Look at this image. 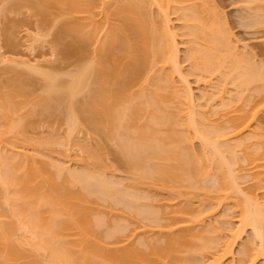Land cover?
I'll return each instance as SVG.
<instances>
[{
    "label": "bare ground",
    "instance_id": "bare-ground-1",
    "mask_svg": "<svg viewBox=\"0 0 264 264\" xmlns=\"http://www.w3.org/2000/svg\"><path fill=\"white\" fill-rule=\"evenodd\" d=\"M31 1L32 0H6L5 5L7 8L4 7L5 5L3 7L6 8L5 10L7 12V10L10 11L9 9H11L12 11V9L14 10V8L21 7L25 3L28 6H31L29 4L30 2L32 5L36 4L35 6H37L38 8L35 7V9H39V12H41V14H45V13L49 14L50 9H52V7H54V9L55 7H58L61 10L62 16L63 14H66V15L69 14L73 16L71 20H68L70 18L64 19V20L62 19L64 21V25L62 23L63 26L60 29L63 35L65 34L66 37L70 35L69 37H71V39L73 38L71 40L72 42L66 41L67 43L65 44L64 41L62 40H65L66 38L64 36L65 39H63L62 35L59 34L60 32L58 33L60 36L57 35L56 40L58 41V44L63 43L61 48L63 47L64 44L66 45L65 49L62 48L64 50V51L62 50L63 54L65 53V56H66L65 60H67L68 57L69 59L77 58L76 61L79 62L76 70L75 71L73 70V72H71L70 74L71 78H69L70 80L68 83H66V85L60 83L59 82L60 80L57 79V76L52 74L55 72L54 70H53L54 72H50V73L47 72L48 74L46 75H45L46 72L44 73V76L48 81H46L47 83L46 85H44L46 87V89L44 88V90H46V94L42 98L39 99V101H41L39 102L40 104L43 101V105H42L43 110H41L42 113H44L46 110H49V108L50 109L52 108L50 100L53 95H54L53 98H55L56 95L55 94L52 95L50 94V92H56L55 90H59L60 93H62L63 97H61L60 94H58L59 96L57 95V97L54 99V100H57V98L59 97L58 101L60 103L62 102L64 103L68 97L71 98L70 100H72L74 96V99L72 101L67 102V106H68V103H70L69 104L70 106L68 107L65 106L66 108H69L67 109L69 111L67 113H68V123H69L70 129L74 131L77 129V127H80L81 125L80 123L83 122L80 119L84 117V119L86 120V124L89 123V127H92L93 131L94 129H95V132L101 131L100 133L104 134V135L101 134L103 135L101 136L103 138L104 136H106V138H104L105 140L108 138L109 140H113L114 141V142L112 141L113 143H115V140L117 139L121 140L119 141L120 146L118 147H121L122 154L124 155V156L122 155L123 160H125V165L129 168L128 171L131 172V170H133L134 173L135 172L137 173V174H134L133 172H131L134 175H138L139 178H137L136 176V181L138 180L139 182L141 181L142 183L145 182V184L150 182L148 184H150L153 187L152 189L175 190L173 191V193L174 192L176 193V191L177 193L179 192L178 196L180 195V199H182L181 196L183 193L181 192V189L184 188L183 191H185L186 187L189 189L194 188V184H197L196 181L199 182L201 180L200 179L201 176L202 175L205 176V174L207 173L206 171L207 164L204 160L205 158L204 153L207 150L203 151L205 147L206 149L208 148L209 150V153H207L208 151L206 153L211 155L213 158L212 159L213 163L211 162V164L212 165L217 164L216 167L218 171L221 172L220 174L221 182L217 181V182H220V187H217V188H220V189H217L219 191V194L213 195L214 198L215 196L217 197L214 200H218V199L221 200V198L222 199L224 198L223 200L225 201V197L227 198L229 197L233 199V196H236L238 192L240 191L242 192L245 189L244 187H242L244 189L241 190L239 186L240 184L238 185L239 183L238 174H240L241 172L238 173L237 169L235 170V168L238 167L236 165V162L238 163V160L242 158L237 159L236 154H237V150H239L237 148L240 147L241 144H242V147H245L243 146L245 145V143L244 144L242 143L244 138L242 139L240 134H242V137H243V132H245V130L248 129L251 126V124H253L254 121L256 122L257 120L261 119V118L259 119V114L261 113L260 109L262 107V102L264 103V94L261 96L260 93L264 89V68H263L264 66L261 64H258L260 61L257 62V60L255 59H254L255 62L252 59L253 63H250L251 60L246 61V60L240 59L241 57L243 58L244 55L247 56V54H244L245 52L241 53L242 52L241 51L240 53L242 55L239 56L240 54L236 52L237 48L233 52L232 48H235L234 47L235 45L231 46L232 42H230L231 40H229V38L232 36V35L230 36L231 32L227 30V27L223 22L224 19H222L221 17L222 14L215 13L219 9H217V7H216L217 10L211 9L213 5L210 2V0H209V3L206 2V0H38V2L36 3L34 2V0L32 2ZM253 1L249 0V2H253ZM256 1L257 2L259 1L258 2L259 6H261L259 8V13L257 11L259 7L258 5H257L258 6L257 9L254 7L256 9L255 10L256 12L255 13L251 12L252 15L253 14L255 15V16L253 15L254 17L246 13L248 15L247 19L248 20L251 19L250 20L251 24H247L249 22H246L245 25L246 24L249 26L253 25L254 26L253 28H256L257 26H260V25L261 26L264 25V0H256ZM245 4L246 3H244V5ZM154 8L155 10L158 8L157 12H154ZM247 8L249 10L251 9L249 7ZM173 10L179 15L177 16L180 17V19H182L181 22L183 24L181 23V25L182 26L184 25L183 27L185 28L184 29L185 32L184 30L183 32L185 33V37L187 38L190 37L189 40L188 39L186 40L188 43L190 42L189 43L190 45L189 44L187 45L189 47V50L187 52L188 54L186 53L187 54L186 58H189L191 62V64L190 63L189 64L193 65L192 67L193 69L191 71L195 70L194 73L197 71L200 72L199 74L197 72V75L200 78L198 80L209 78L207 77L208 75L203 76L205 73L206 74L212 73L213 75L214 73L215 74L219 73V78L221 76L222 82L220 80L219 81L222 83L220 84L222 85L223 88H224L223 84H225V81H228V82L230 81L231 83L232 82L234 83L235 87L234 86L233 87L235 88V91H234L235 94L233 93L234 95H229L232 97H229L230 99L228 98V101H224L222 104L223 107L226 108L230 106L232 107L233 103H236V104L238 103L237 106L234 105L236 107L233 106L234 107L233 109H231V107H230V110H227L229 108H226V109L224 108V111L226 113L221 114V115H224V117L227 116L226 117L227 124H228L227 126H223L225 124V122L224 124L222 123L223 121H221L222 123L221 125L218 122L219 124L218 127L214 125H210L209 123L208 124L210 125V127H207L208 124L199 125L198 123L199 121L197 120V118L194 116L193 113H199L203 111L202 114L199 113V115H203L206 109L205 111L203 109H201V111H199L198 109L193 110L194 108L192 107H194V105H196L197 102L193 105L194 99L190 98V96H192V92L190 91L191 94H188L189 91L187 92V90L189 88L188 87H187L188 89L185 88L188 82L184 84L185 86L182 85L184 86V88H181L183 89L182 92H180L181 90L180 88L177 87V85H173V77H174L173 74L177 76L176 71L179 73V71L181 70L180 69L181 67L178 70L179 62L177 61L179 60L177 59L179 57L177 53L180 52V49L178 50L179 46H177V44L179 45V43L176 41V38H175V36L178 34H176L177 31H172L173 27H171L170 29V26H169V23H170L169 15ZM214 10L216 11L214 12ZM36 11L38 12V10ZM98 14L100 17L102 15V20L100 19L99 16H97ZM217 14L219 15V17ZM96 16L99 18H97ZM114 17L118 18L120 20L119 21L120 23H118L116 18L115 19L117 22L114 23L115 22L114 21L115 19H113ZM112 19L114 22L112 21ZM244 22H245V19H244ZM226 30L227 32H230V34H228ZM228 35L230 36L229 38H228ZM90 45H92L93 47V49L92 47L90 48L92 49L91 59L87 56L88 54L87 50H89ZM32 63L34 64V62ZM59 71L60 70H57V73ZM182 73H179L181 75L180 77L183 80H185V77L182 75ZM191 74L193 75V72ZM19 76L20 75H18V77ZM119 76L122 77V78L120 77L121 80ZM25 77L28 78L29 76L28 77L25 76ZM203 77H206V78H203ZM19 78L23 79V83L26 82L23 77V74H22V77L20 76ZM19 78L18 79L16 78L18 80L17 83L15 82L16 80L15 78H14L15 80L13 79V82H11V80L9 81L11 83L7 81L10 87H8L7 85L8 88L7 90H4V92L0 88V90H2L0 91V113H1L0 116L4 118V120L2 119L0 121L4 122V126L6 123V126L4 127L5 129L3 127H1L2 130L0 129V145L2 143H6L3 141H8V143L4 144L5 146L7 144L9 145L10 144L9 141L11 142V140L14 139L10 137H7L10 140L6 139L5 135H7V133H10V132L16 133L17 135L16 134L15 135L19 139L20 138L19 133H22L21 131L24 128L22 125H24L23 120L25 119L23 120L21 119L25 117H23L22 115L23 113H21L20 111L23 109V107L25 108V106L29 104V101L31 100L29 92L31 90L28 88L30 90L28 92L27 88H25L26 84L24 86L22 82L20 83ZM30 78L32 79V77ZM256 82L258 83L261 82V84L259 85L256 84V87L259 88L261 86L260 87L261 89L260 88L257 89L255 86L252 88L257 89L256 93L261 91L258 94L255 93L256 95L258 96L260 95L261 97H256L254 94L253 96L254 98L250 97L252 99L251 101L250 98L248 97V92L246 90L247 88L248 90H252L249 88L251 87V84L253 85ZM27 83H28V80H27ZM223 88L221 89L222 91L220 92L225 91V89L223 90ZM82 91L86 93L85 94L86 99L84 100L82 99L83 101H79V102L77 100L76 103H73L75 102L74 101L76 97L75 94L81 93ZM184 93H186V95ZM214 93L215 92L213 91V94H211L210 96H213ZM245 93L247 97L244 96ZM218 94L219 92L217 94L215 93V96H218ZM27 96L30 98H28ZM185 96H187V100ZM223 96L224 94L221 97L219 96L220 98L219 97L217 98L221 99L223 98ZM188 97H189V100H188ZM64 98L65 100L62 101V99ZM217 98L215 97V99ZM248 98L249 100H247ZM203 99L206 100V97L203 96ZM189 101H191V103ZM185 102H187L186 106L190 108L185 107V104H186ZM209 102L210 101H208V104ZM34 104L36 105V103ZM29 106L31 105L29 104L28 107ZM38 107H37L36 112H38ZM220 107L222 106L220 105ZM35 108L36 107H34V110ZM39 109L41 108L39 107ZM52 109L54 110V107ZM52 109L49 110V112L52 111ZM34 110L31 109L30 113L32 114ZM29 111L25 112L26 114L25 113L24 114L31 115L30 113H28ZM183 111H184V116L183 115L179 116V113L181 112L183 113ZM49 112L46 111V113H49ZM206 113L208 112L206 111ZM18 115L20 117L16 119L15 117L16 116L18 117ZM216 115L218 116V114ZM213 118L214 117L209 118V119L213 120ZM219 118L216 117V119H219ZM222 119L223 117L219 120H222ZM204 120L208 121V119H204ZM219 120H215V121H219ZM20 121L21 122L23 121V124ZM261 122H262L261 130L259 129V126H257V128L259 129L260 134L264 135V131H263L264 126H262L264 124L262 120L259 121V123ZM210 123L212 124L214 122H210ZM256 123L258 124V121ZM214 124H217V123H214ZM257 124H254V125H257ZM0 125L2 126L3 123H0ZM254 130L253 131L250 130V131L254 132L257 135V132L259 131L256 132ZM229 134L234 135V137L236 136V138H237V135H240L238 136V138L239 139L241 138L242 141L241 139L237 140L240 142L236 141L237 143L233 145L234 147L231 144L230 146L227 141L225 142L224 140L222 142L220 141L219 139L220 137H222L223 135L224 136L226 135L227 137H229ZM72 135L75 137L74 134ZM256 135H252V137ZM10 136H13V134H10ZM22 136H23L21 137L22 141H20L21 138L17 140L15 137L17 142H15L16 141L15 139L12 142L18 143L20 141L23 143L24 134H22ZM249 137L250 136H248V138ZM52 138L54 139V137ZM193 138L199 139V141L200 140L203 141V143L200 141V143L204 145V146L200 145L201 148L203 147V149L201 150V152L203 153L199 156H196L195 154L192 153L191 149L194 148L195 146V145L194 146L192 145L193 143H195V142L192 143V141H194ZM223 138L224 137H222L221 139ZM42 139L43 138L40 139L41 140L40 142H42ZM71 139H75L74 141L77 140L76 137L71 138ZM108 139H107V142H108ZM59 140L57 142H59ZM218 140H219V143H217ZM55 141L53 144L57 143ZM25 142L27 144L28 141L26 140ZM78 143L76 144L78 145ZM12 144H11V147L15 146V144L14 145ZM49 144L48 145L46 144V145L49 146ZM79 144L82 145L83 142ZM85 144L88 146L87 143ZM263 144H264V141H263ZM86 145L85 146L82 145V147H86ZM5 146L2 148H5ZM41 146H42V143H41ZM43 147L44 146H42L41 148ZM2 148L0 150H2ZM88 148L87 150H89ZM257 148L258 149L255 148L256 150H258L257 152H261V153H257L255 151L254 152L250 151L251 152L250 153L249 150H247V152L249 153H246L245 157L243 156L244 154L242 155L240 154L241 157L243 156L244 159L246 158L245 159L246 162L245 161L244 162L245 164H247V166L246 165L241 166L242 167L241 169H244L243 167H247L246 170L244 169V171L245 172L250 171L249 172L250 174L246 173L247 176L245 174V177L250 178L252 176L253 178H251V181L252 179L253 181L249 182L251 184L246 183V185L249 184L248 189L246 187L247 193L245 190V193L242 192L243 194L242 197L241 196L238 197V195L236 196L237 198L235 197L236 201H238L239 206H242L241 218L239 217L240 218L239 221L242 224L241 226H244V227H246L247 225L251 226V228L253 229L252 231H254V235L257 240L256 245L258 246L256 248L254 247L255 248L254 252H252L254 249L253 247H252V250L251 248L249 249L251 252L248 250L249 251L248 254L250 256L249 259L254 258L251 256L253 253H255V255L253 254L255 256V260L257 256L264 257V199H263L264 195H263V198H260L263 200H260L257 195L258 193H256L257 190H259L260 188H261L260 190H262L264 187V152H262L264 151V149H262L261 151L259 150V147ZM7 149H6V152H8L7 155L3 154L5 151L4 149H3L4 150L3 153H1L2 151H0V162H1L0 165L2 166L1 172H0V179H1L0 182L2 181V184H3L2 190L5 189L4 194L6 193L3 196H5L7 201L9 200L10 203H12L11 213L16 215V217L14 218H16L17 220L15 221L14 219L13 221V219H11L13 216L7 215L6 211L5 212L3 210L0 211V264H44L43 259L42 261H40L41 260L40 258H39L40 260H38L37 257L33 258L32 257L33 255L31 256V253H29L30 252L29 249H27L28 251H25L26 247L21 248V246L24 243L26 244L27 242H29L27 243L28 245L30 243L32 244V246L34 245L33 249H36L35 250L36 252L37 250L41 251V249H43L45 250L43 251L45 252V254L48 253L46 254L48 256L43 257V258L45 257L48 258V263H45V264H183V263L188 264L189 263L188 260L190 258L189 256H192L190 254H192L193 252H197V250H199L198 245L200 246L203 243V241L200 242L201 244H197L198 242H196V239L200 241L202 236L201 234L199 235V232L196 229L195 231H193L194 230L193 228L196 227V226L193 227L194 224L197 221H200L202 218H199V216H202L204 213H207L208 209H210L211 207L213 208V205H218L219 203L220 204L223 203V202H220V200L218 204H216L215 202H213L214 203L213 204V203H210L211 201H209L211 206L209 204L207 206L208 208L207 209L205 208L206 210L199 211L197 209L200 213L203 212L202 214L199 215L198 211L195 212V210H193L194 205L192 206L191 204V206L189 207L186 205V204L190 205L189 202L188 203L186 202L185 203L186 206H184L182 205L184 203L182 204L176 203L177 201L173 200L175 202V205L179 204V207L174 209L175 207L173 208V206L175 205L171 206V208H173L174 210L170 209L172 210V212L170 211L171 214L169 215L167 214V217H170L169 218L170 221H167L168 223L163 222L164 224H159L158 220L160 221V219L155 220L157 217V215L155 214L156 210L153 211L154 210L153 209L152 211H149L147 209L148 211L142 212L141 210L143 209L141 208L139 209L140 207L139 204H138L139 207L136 204L137 203L136 201L137 192H135V195H129L132 193L128 192L129 194H126L125 192L124 194H126V196H124L123 194V195H120L121 197L120 198L118 196V193H119L118 191L117 198L118 197L120 198V199L118 198L119 201H122L123 199L122 196L127 198L126 199L127 202H124L123 204L125 205L126 208H128V210L131 211V215L132 213L135 214V212L139 213L140 211L141 217L143 213L145 218H148L149 220L151 219L152 221L154 220L157 221L158 225H160L161 227V231L163 232V234L161 233V231L158 232L157 235H159L160 233L159 237H157L156 235V237L158 238V241L154 240V238L153 240H150V238L147 240L149 236H152V234L154 235L156 233V232L155 233L153 232L151 235L148 234V237L146 235L147 237L146 241L142 243L143 241V238H142L141 241L140 240L138 241L140 242V244H138L134 242L136 241L134 237H136L137 235L133 237L134 238L133 240L132 238L129 237V235L132 237L133 235L131 234L132 232L130 233L127 232L128 235L127 233H125L127 230V227L125 225L126 223L123 225L122 223L126 219L127 221H129L128 218L126 219L124 218L125 220L121 222V224H119V222L116 221L117 224L119 225L115 226L114 227L115 229L113 228V231H108L107 233H104V232H100L99 230V225L100 226L101 224L104 225V223H106L105 222L106 220H104L102 216L101 217L98 216L99 214H97V211H96L97 201L95 199H94L95 201L91 199V195L95 192L96 194L98 193L97 196H99V194L100 193L102 194L103 192L104 194V195L102 194L103 197L105 195L110 197L108 190H106V187H105L106 185L107 186L109 185V183L107 184L105 183L106 181L112 182V180L108 179V177L106 178L105 175L100 176L102 177L101 179L99 177V179L101 180V183H102L103 177L106 179V181L103 180L104 184L102 183V185L100 184V186H99L100 182L98 183V185L96 183L98 182V179H97L98 177L96 179L94 178L96 181L94 182V184L92 183L94 181L92 180V177L95 175V173L93 176L90 174L86 175L84 173L82 174L75 173V174H72V176H69V178H67L66 176V179L59 180L58 179L59 176L57 177V174H55L54 171L52 172L50 170L52 166L50 168L48 167V163H46V161L48 160H45L44 158L40 156L44 160H42L39 157L40 160L36 161L35 158L31 157V153H29L30 157L29 155L28 156H12L13 153H11V150H9V147ZM11 149L14 150L13 148ZM85 149L86 148H84V150ZM240 149L244 150L246 148L244 149L240 148ZM93 150L94 149H92V151ZM9 151H10V154H9ZM43 151L44 150H42L41 152ZM94 151L96 152V150ZM37 153H38V150H37ZM8 154L11 156L8 157L9 156ZM90 155H95V153L94 154L90 153ZM36 156H39V155H36ZM100 156L101 155H99V152H98L97 157L99 158ZM238 156H239V152H238ZM2 157H6V160L3 159ZM51 158L53 157L51 156ZM235 159H237V161H235ZM52 160H55V159H52ZM214 161L216 162L214 163ZM242 161H240V163H244ZM204 162L206 166H204L205 165ZM61 165H64V164L62 163ZM235 165L236 167L234 168ZM102 166H99V167L101 168ZM209 166H211L210 163H209ZM56 167L58 168L57 170L59 172L63 173L61 171L63 167L60 168V164L56 165ZM93 167L94 166H92L91 168ZM96 167L97 166H95V170H96ZM89 169L90 168L88 167V170ZM208 169L210 168L208 167ZM224 169L226 170L225 173H224ZM88 170L86 168V171ZM99 171L100 170H98V172ZM102 171L103 170H101V172ZM234 171H237V173L235 172L237 175L234 174ZM75 172H77V170ZM68 173L70 174V172ZM96 175H99V174L96 173ZM96 175L94 177H96ZM235 176L238 177V180H237L238 183L235 181ZM215 177H217L216 174L214 178ZM139 182L137 183V185L139 184ZM141 182H140V185H141ZM95 184L97 186H95ZM148 184L146 185L148 186ZM217 185L219 186V183H217ZM130 186L132 187L131 184ZM2 190L0 191L2 192ZM120 192H122V190ZM147 192H150V190ZM164 192L166 193L165 190ZM164 192L162 191V194ZM167 192H169L171 194L170 196L172 197L173 195L172 191L171 192L167 191ZM188 192H190V190ZM122 193H119V194H122ZM194 193L196 194L197 192L194 191ZM213 193H216V192L214 191ZM137 194L139 195V193ZM141 194L142 196L145 197V194L144 195L143 193ZM155 194L157 195V193ZM150 195L154 197L151 194V192H150ZM160 195H161V192H160ZM164 195L166 196V194ZM184 195L186 196V194ZM178 196L176 195V197ZM0 197H2V195ZM173 197L174 199L176 198L175 196ZM193 197H195V195ZM5 198L3 200L4 202L6 200ZM149 199H152V198H149ZM176 199H179V197ZM9 201L8 203L6 202L7 205L10 204ZM160 201H164V200H160ZM169 201H170V198H169ZM179 202H183V200L182 201L179 200ZM116 203L117 202H115V204ZM142 203L144 202L142 201ZM159 203L162 205L161 202ZM169 204L170 203H168V205ZM3 206H6V205L3 204ZM117 206H118V203H117ZM109 207L112 208L110 204H109ZM7 208H9V205ZM106 208H104L105 211H106ZM111 208H108V209L110 210ZM114 208H117V207H114ZM114 208H112L111 210H113ZM196 208L198 207L196 206ZM212 208H211V211H212ZM100 209L102 210L103 208H100ZM122 209H123V213H125L124 208ZM122 209L121 210L118 209L116 211H119V210L122 211ZM7 210L9 213V209ZM110 212H108L109 217H110ZM166 212H169V211H166ZM5 213L9 217L11 216L10 219L9 217L4 218L6 220L9 219V221L1 220L2 217L6 216ZM117 213L120 214V212H117ZM129 214L130 213H128V215ZM140 214L138 216H140ZM126 215H127V212H126ZM163 216H164L163 218L165 219L166 216L165 215ZM123 217H122V220H123ZM112 218L113 217H111L110 220H112ZM119 219H120V216H119ZM139 220L137 219L136 226L133 223L135 227H137ZM134 222L136 221L134 220ZM109 223L113 224V222L111 221H109ZM152 225H156L155 222L154 224L152 223ZM240 228L241 227H238L237 230L239 231ZM108 229H111V227ZM133 229H134L133 233L135 234V231L137 230V228L136 229L133 228ZM133 229L131 228L130 231ZM103 230L105 231V229ZM237 230L234 233L230 232L232 239L233 237H235L234 239H236V235L238 237ZM19 231L22 233H20ZM18 232L20 234H18ZM123 233H125L127 236L123 235ZM140 234H142V232ZM140 234H138V236ZM197 235L200 236V237L198 236L200 239L196 237ZM109 238L110 239L112 238V239L109 240ZM208 239L210 240L211 238L209 237ZM209 240L205 239L204 241L208 242ZM20 244L22 245L20 246ZM228 244L229 246L231 245L230 241L228 242ZM228 244H225L227 245L225 246V248L226 247L228 248ZM201 247L202 245L200 246V250L205 249L204 247H207V246H204L203 248ZM33 249L30 248L32 254L34 252L32 251ZM226 249H223L224 250L223 253L225 254L229 253L230 252L229 249L231 248H229L227 252H226ZM246 249L244 248L243 253ZM26 252H28V254L30 255H27ZM195 255L196 254H194L193 256ZM36 256L39 257V255L37 254ZM195 259L198 260V258H195ZM252 260L253 259H251V262ZM199 262L201 261L199 260ZM202 263H199V264H202ZM194 264H198L197 261L194 262Z\"/></svg>",
    "mask_w": 264,
    "mask_h": 264
},
{
    "label": "rangeland",
    "instance_id": "rangeland-1",
    "mask_svg": "<svg viewBox=\"0 0 264 264\" xmlns=\"http://www.w3.org/2000/svg\"><path fill=\"white\" fill-rule=\"evenodd\" d=\"M33 1V0H32ZM31 1V2H32ZM253 1V0H252ZM34 2L36 3V2H38V0H34ZM33 2V3H34ZM206 2H208L209 3V0H206ZM210 2L212 3V5L214 6V8H213V6H212V8L211 9H216V7H217V9H219L218 11H220V12H215L216 10H214V12L215 13H219V14H222L221 15V17H222V19H224V24L226 25V27H227V30L228 31H230L231 32V34H230V32H227V30H226V32L228 33V34H230V36L228 35V38H229V40H231L230 42H232V45L231 46H234L235 48H232V50H233V52L236 50V48H237V50H236V52L238 53V54H240L239 56H241L242 54L241 53H243V52H245L244 54H247V56H243V58L241 57H239L240 59H242V60H246V61H248V60H251L250 61V63H253V61H254V59L255 60H257V62L258 61H260L258 64H261V65H263L264 66V25L263 26H257L256 28H253L254 26L253 25H247V24H251L250 23V20L251 19H247V16L248 15H252L251 14V12H253V13H255L256 11V9H257V7L259 6V1L257 2L256 0L255 1H253V2H249V0L247 1V0H210ZM251 3V4H249V3ZM5 3H6V0L4 1V0H0V88L3 90V92H4V90H7V88L8 87H10V85H8V82L11 80V82H13V79L15 78H19L20 76L22 77V74H23V77H24V79H25V83H23V79H21V78H19L20 79V83L22 82L23 83V85L25 86V84H26V87L25 88H27V90H28V92L30 93V97H28L29 96V94H28V98H30L31 100H32V102H31V100L29 101V104L31 105V106H29L28 107V105L29 104H27L26 106H25V108L23 107V112H22V110L20 111L21 113H23L22 115H23V117H25V118H22L21 120H23V119H25V120H23L24 121V125H22L24 128L22 129V133H19L20 134V136H19V134H18V136L21 138V137H23L22 136V134H24V138H23V143H25V144H23L22 142H20V141H22V138L20 139V143L18 144V143H13L12 141H14V139H15V137H16V133H14V132H10V133H7V135H5V137H6V139L7 140H10V139H8L7 137H10V138H14L13 140H11V142L13 143H11L10 141H9V145L7 144L6 146L4 145V144H6V143H8V141H3V142H6V143H2L0 146V149L2 148V147H4L5 146V148L7 147H9V150H11V153H13L12 154V156H28L29 155V153H31V157L32 158H35V160L36 161H39L40 159H39V157L41 156L42 158H44L45 160H48V161H46V163H48V167L50 168L51 166V168H50V170L53 172L54 171V173L55 174H57V177H58V179L60 180H63V179H66V176H67V178H69V176H72V174H82V173H84V174H86V175H88V174H90V175H94V173H95V175H96V173H98L99 175H96V177H92V180H94L92 183L94 184V182L96 181L95 179L97 178L98 179V182H96L97 183V185H98V183H99V186H100V184L102 185V183L104 184V181H106V179L103 177V179H102V183H101V178L102 177H100V176H104L105 175V177L107 178L108 177V179H110V180H112V182H113V184H112V182L110 181H106L105 183L107 184V183H109V185H111V186H107L106 184V190H108V193H109V195H110V197L109 196H107V195H105L104 197H103V192H102V194L100 195L99 194V196H97V194L94 192L92 195H91V199H95L96 201H97V207H96V205H95V207L97 208H95L96 209V211H97V214H99L98 216H102V218H104V220H106L105 222L106 223H104V225H102L101 224V226L99 225V230H100V232H104V233H107L108 231H113V228L115 227V226H117V225H119V224H121V222H123L126 218H128V220L129 221H127V219L122 223V225L123 224H125L126 225V227H127V230H126V232L125 233H127V232H132L131 234H133L132 235V237L129 235V237L130 238H132L133 240H134V238L136 239V241H134V242H136V243H138V244H140V242H138L139 240L141 241V239L143 238V241H142V243L144 242V241H146V238L148 237V234H152L153 232L155 233L154 235L152 234V236H149L148 238H147V240L150 238V240H153V238H154V240H156V241H158V238L157 237H159V235H160V233H159V235H157L158 234V232H160L161 231V227H160V225H158V222H159V224H164V223H168L167 221H170V217H167V214L169 215V214H171V212H172V210H170V209H173L174 207V209H176V208H178L179 207V204H177V205H175V202L174 201H177L176 203H180V204H182V203H184V204H182V205H184V206H191V204H192V206L194 205V208H193V210H195V212H197L198 210L199 211H204V210H206L208 207V205L210 204V203H213V202H215L216 204H218L219 203V200L220 199H218V200H214L215 198H217L216 196H215V198H214V194L215 195H218L219 194V191L217 190V189H220V188H217V187H220V174H221V172L220 171H218V169H217V167H216V165L217 164H215V165H212L211 164V162L213 163V161H212V156L211 155H209V154H207V153H209V150H208V148L206 149V147L203 149V147L201 148V146L200 145H202L201 143H200V141H199V139H196V141H195V139H194V141H192V143L193 142H195V143H193L192 145L194 146V148H192L191 150H192V153L193 154H195L196 156H199V155H201L203 152H201V150L203 149V151L204 150H207L204 154H205V158H204V160H205V162H206V164H207V169H206V171H207V173L209 174H207L206 173V171H205V176H203L202 174V176H201V180L198 182V181H196V183L197 184H194V188H192V189H189V188H187L186 186V190L185 191H183V189L184 188H182L181 189V192L183 193L182 194V196H181V198L182 199H180V195L178 196V194H179V192L177 193V191H176V193L174 194L173 193V191H175V190H167V189H152L153 187L150 185V184H148V183H150V182H148V183H146V184H148V186L145 184V182L144 183H142L141 181V185H140V182H139V184L137 185V181H136V176H137V178H139L138 177V175H134V174H137L136 172L134 173L133 172V170H131V172H133L134 174H132L131 172H129L128 170H129V168L125 165V160H123V154H122V150H121V147H118V146H120V142L119 141H121V140H115V143H113L114 141L113 140H109L108 138V142H107V139L105 140L104 138H106V136H104V138L103 137H101V136H103L104 134L103 133H100L101 131H98V132H95V129H94V131H93V129H92V127H89V123L88 124H86V120L84 119V117H82V119H80V120H82L83 122L82 123H80L79 125H80V127H77V129L76 130H71L70 129V127H69V123H68V113L67 112H69L67 109H69V108H66L65 106H67V102H70V101H72L73 99H74V96H73V98H72V100H70L71 98H67L66 100H68V101H66L65 100V98L64 99H62V101H64L65 100V102L63 103L62 101V103H60L59 101H58V99H59V97L57 98V100H54L56 97H57V95L58 94H60V96L61 97H63L62 96V93H60V91L59 90H55L56 92H50V94H55L56 96H55V98H53V96L51 97V100H50V103H51V106H52V108L54 107V110L52 109V111H50L49 112V110H51L50 108H49V110H46V111H48L49 113H46V111L44 112V113H42L41 112V110H43V108H42V105H43V101H42V103L40 104L39 102H41V101H39V99L40 98H42L45 94H46V90H44V88L46 89V87L44 86V85H46V81H48L46 78H45V76H44V73H45V75L46 74H48V73H50V72H54V73H52V74H54V75H56L57 76V79L58 80H60L59 82L60 83H62V84H64V85H66V83H68L69 82V78H71V72H73V70L75 71L76 70V68H77V65L79 64V62L78 61H76V59L77 58H70L69 59V57H68V59L67 60H65V58H66V56H65V53L63 54V49H65L66 48V43L67 42H70L72 39H71V37H69L70 35L69 34H67V35H69L68 37H66L65 36V34L63 35V33H61V28H62V26L64 25V19H68V18H70V19H68V20H71L72 19V17L73 16H71V15H66V14H63V16L61 15L62 13H61V10L58 8V7H55V9H54V7H52V9H50V13L49 14H47V13H45V14H41V12H39V9H35V7H37V6H35V5H32L30 2H29V4L31 5V6H28L26 3V6H25V4H23L21 7H18V8H14V10L12 9V11H11V9H9L10 11H8L7 10V12H6V5H5ZM244 3H246L245 5H244ZM247 3H248V5H247ZM38 4V3H37ZM255 4H256V6H255ZM5 5V6H4ZM258 5V6H257ZM6 7V8H4V7ZM209 6V5H208ZM251 6V7H250ZM211 7V6H210ZM247 7H249V8H251L250 10L247 8ZM256 9H255V8ZM261 6H259L258 7V9H257V11H258V13H259V8H260ZM38 8V7H37ZM158 9V8H157ZM157 9L155 10V8H154V12H157ZM253 9H254V11H253ZM4 10V11H3ZM36 10H38V12L36 11ZM60 10V11H59ZM49 11V10H48ZM260 11H261V9H260ZM173 12H175L174 10L170 13V19H169V26H170V29H171V27H173L172 28V31H177L176 32V34H178V35H176V36H178V37H176L175 36V38H176V41L179 43V45L177 44V46H179L178 47V50L180 49V52H178L177 54H178V56L180 57H178L177 59H179V60H177L179 63H178V70H179V68L181 69L180 71H179V73H182V75L185 77V80H183L180 76V74L176 71V74H177V76L175 75V74H173L174 75V77H173V85H177V87L178 88H180V92H182V90L183 89H181V88H184V84H186L187 82H188V86L186 85V87L185 88H187L188 90H187V92H188V94H191L190 93V91L192 92V96H193V98H192V96H190V98L191 99H194L193 101H194V103H193V105L196 103V105H194V107H192V108H194L193 110H196V109H198L199 111H201V109H203L204 111H205V109H206V111L209 113H206V111L203 113V115H199V113H201L202 114V112L203 111H201V112H199V113H193L194 114V116L197 118V120L199 121H197L196 119V121L199 123V125L200 124H203V125H207L208 123L210 124V125H214V126H216V127H218L219 126V124H218V122L220 123V125L223 123L224 124V122H225V124L223 125V126H227L228 124H227V116L226 117H224V115H221V114H223V113H226L225 111H224V108L225 107H223V102L224 101H228V98L229 97H232V96H229V95H234L235 94V86H234V83L232 84L230 81L228 82V81H225V84H223V86H224V88L222 87V78H221V76H220V78H219V73H214V75L211 73V74H204L203 76H207V77H209V78H206V77H203V78H206V79H203V80H198V79H200L199 78V76L197 75V72H198V74L200 73L199 71H197V72H195L194 73V71L195 70H193V71H191L193 68V65H190L191 64V62H190V60H189V58H186L187 57V52H188V50H189V47L187 46L189 43L186 41L187 39L189 40V38L190 37H185V28L181 25V20L182 19H180V17H178L179 15L175 12V13H173ZM249 12V13H248ZM4 13H6V14H4ZM248 15H247V14ZM36 14V15H35ZM38 14V15H37ZM155 14H157V13H155ZM6 15V16H5ZM101 15V14H100ZM178 15V16H177ZM218 15V14H217ZM254 15V14H253ZM252 15V16H253ZM97 16H99V14L97 15ZM96 16V17H97ZM255 16V15H254ZM253 16V17H254ZM100 17V16H99ZM99 17H97V18H99ZM218 17H219V15H218ZM220 17V18H221ZM244 17V18H243ZM250 17V16H249ZM6 18V19H5ZM116 17H114L113 19H115ZM63 19V20H62ZM100 19L102 20V15H101V17H100ZM113 19H112V21H113ZM117 19V21H118V23H120L119 21V19L118 18H116ZM116 19L113 21L114 23H116L117 21H116ZM221 19V20H222ZM244 19H245V22H244ZM67 20V21H68ZM171 20V21H170ZM246 22H249V23H247L246 25H245V23ZM15 23V24H14ZM62 23H63V25H62ZM227 23V24H226ZM183 24V23H182ZM224 25V26H225ZM8 27V28H7ZM15 27V28H14ZM225 27V28H226ZM257 28H259V29H257ZM260 28H262V29H260ZM183 30H184V32H183ZM8 31V32H7ZM60 32V33H59ZM61 34L62 35V38L63 39H65V40H62V41H64V45H63V49L61 48V46H62V44L63 43H61V44H58V41L56 40L57 39V35H59V34ZM184 33V34H183ZM45 34V35H44ZM182 34V35H181ZM60 36V35H59ZM64 36H65V38H64ZM72 36V35H71ZM184 37V38H183ZM62 38H60V39H62ZM61 41V42H62ZM67 41V42H66ZM10 42V43H9ZM72 42V41H71ZM229 42V43H230ZM59 45V46H57V45ZM190 45V44H189ZM65 46V47H64ZM187 46V47H186ZM92 47V45H90V47H89V50H87V53L89 54H87V56L91 59V57H92V49H93V47H92V49H90ZM239 49V50H238ZM63 50V51H62ZM242 51V52H241ZM90 52V53H89ZM235 52V53H236ZM241 52V53H240ZM187 53V54H186ZM186 55V56H185ZM237 55V54H236ZM248 55H249V57H248ZM251 55V56H250ZM65 56V57H64ZM71 57V56H70ZM252 59H253V61H252ZM32 60V61H31ZM29 61V62H28ZM32 62H34V64H36V65H34ZM76 62H78V63H76ZM255 62V61H254ZM256 62V63H257ZM190 63V64H189ZM255 64V63H254ZM180 65V66H179ZM257 65V64H256ZM30 66V67H29ZM39 66V67H38ZM258 67H259V65H258ZM262 67V66H261ZM56 68V69H55ZM264 68V67H263ZM35 70V71H34ZM54 70V71H53ZM57 70H60L58 73H57ZM48 72V73H47ZM193 72V75L191 74ZM186 74V75H185ZM18 75H20L19 77H18ZM201 75H202V73H201ZM210 75V76H209ZM25 76H29L28 78H26ZM30 77H32V79L30 78ZM121 76H119V78H120ZM197 77V78H196ZM122 78V77H121ZM121 78H120V80H121ZM9 79V80H8ZM14 79V80H15ZM15 80V82L17 83L18 82V80ZM30 79V80H29ZM176 79V80H175ZM180 79H181V81H180ZM188 81H187V80ZM27 80H28V83H27ZM117 80H119V79H117ZM175 80V81H174ZM207 80V81H206ZM221 82H220V81ZM8 81V82H7ZM31 81V82H30ZM183 81H184V83H183ZM186 81V82H185ZM11 82H9V83H11ZM14 82V83H15ZM65 82V83H64ZM175 82V83H174ZM224 82V81H223ZM30 83V84H29ZM221 83V84H220ZM2 84H3V86H2ZM19 84V83H18ZM218 84H220V85H218ZM227 84V85H226ZM256 84H261V82H256V83H254L253 85L251 84V87L249 88V89H252V90H248V88H247V92H248V97L250 98V97H253L254 96V94L256 93V91H257V89H259V88H257L256 87ZM7 85H8V87H7ZM21 85V84H20ZM182 85H184V86H182ZM182 86V87H181ZM219 86H220V88L222 87L223 88V90L225 89V91H223V92H220V91H222L220 88H219ZM226 86V87H225ZM231 86V87H230ZM234 86V87H233ZM256 87L257 89H255V88H252V87ZM263 86V85H262ZM175 87V86H174ZM249 87V86H248ZM4 88V89H3ZM30 90H29V89ZM220 89V90H219ZM261 89V88H260ZM2 90H0V91H2ZM54 91V90H53ZM57 91H59V92H57ZM178 91V90H177ZM184 91H185V89H184ZM213 91L217 94L218 92H219V94H218V96H215V93H214V95L213 96H210L211 94H213ZM218 91V92H217ZM227 91V92H226ZM245 91V92H246ZM258 91H260V90H258ZM80 92V91H79ZM83 92V91H82ZM76 93L75 95H76V97H75V102H73V103H76L77 102V100H78V102L79 101H83L84 99H86V93L85 92H83V93ZM225 92V93H224ZM250 92V93H249ZM252 92V93H251ZM254 92V93H253ZM261 92V91H260ZM260 92H258V93H260ZM263 92V93H262ZM261 93H260V95L262 96L263 94H264V89H263V91H262ZM224 94V96H223V98H221V99H219L222 95ZM230 93V94H229ZM234 93V94H233ZM258 93H256V94H258ZM83 94V95H82ZM185 95H186V93H184ZM206 94V95H205ZM251 94V95H250ZM255 94V96L256 97H261L260 95L258 96V95H256ZM32 95V96H31ZM34 95V96H33ZM182 95V94H181ZM228 95V96H227ZM51 96V95H50ZM59 96V95H58ZM78 96V97H77ZM184 96V95H183ZM203 96H205L206 97V100L205 99H203ZM217 98V97H219V98H217V99H215V97ZM225 96H227V97H225ZM244 96L245 97H247V95H246V93L244 94ZM186 97V100H187V96H185ZM210 97H211V99H210ZM244 97V98H245ZM23 98V97H22ZM183 98V97H182ZM208 98V99H207ZM249 98L247 99V100H249ZM254 98V97H253ZM83 99V100H82ZM185 99V98H184ZM215 99V100H214ZM230 99V98H229ZM21 100V99H20ZM29 100V99H28ZM42 100V99H41ZM61 100V99H60ZM188 100H189V97H188ZM206 102H205V101ZM246 100V99H245ZM244 100V101H245ZM250 100L252 101V99L250 98ZM262 100H263V98H262ZM22 101H24V100H22ZM208 101H210L209 102V104H208ZM211 101H212V103H211ZM190 103H191V101H189ZM188 102V103H189ZM32 103V104H31ZM34 103H36V105L34 104ZM80 103H82V102H80ZM79 103V104H80ZM186 104H185V107L187 108L188 106H186L187 105V102H185ZM189 103V104H190ZM199 103V104H198ZM206 103V104H205ZM245 103V102H244ZM39 104H40V106H39ZM70 103H68V106H70L69 105ZM72 104V103H71ZM205 104V105H204ZM208 104V105H207ZM211 104V105H210ZM25 105V104H24ZM23 105V106H24ZM34 105V106H33ZM197 105H199V106H197ZM201 105H203V106H201ZM220 105L222 106V107H220ZM234 105H238V103L236 104V103H233L232 104V107H231V109H233L234 107H236V106H234ZM263 105H264V103L262 102V107H261V109H260V114H259V119L260 120H262L263 121V124H264V107H263ZM41 108V109H39V107ZM62 106V107H61ZM64 106V107H63ZM67 106V107H68ZM191 106V105H190ZM196 106V107H195ZM212 106V107H211ZM219 106V107H218ZM234 106V107H233ZM34 107H36L35 108V110H34ZM37 107H38V112H36V110H37ZM59 109H58V108ZM184 107V108H185ZM198 107V108H197ZM202 107V108H201ZM205 107V108H204ZM215 107V108H214ZM218 107V108H217ZM230 107H226V108H229V109H227V110H230ZM22 108V107H21ZM57 108V109H56ZM188 108H190V107H188ZM211 108H212V110H211ZM221 110H220V109ZM225 108V109H226ZM27 111H29V109H30V111L28 112V113H30L31 112V109H33L34 111L33 112H35V113H33L32 112V114L31 115H25L26 113L25 112H27ZM25 110V111H24ZM185 110H187V109H185ZM184 110V111H185ZM223 110V111H222ZM41 113H40V112ZM184 111H183V113L181 112V113H179V116H181V115H183L184 116ZM212 111V112H211ZM218 111V112H217ZM222 111V112H221ZM263 111V112H262ZM195 112V111H194ZM215 112V113H214ZM25 113V114H24ZM186 113V112H185ZM213 113V114H212ZM1 114V113H0ZM205 114H206V116H205ZM215 114V115H214ZM216 114H218V116L216 115ZM223 117V119L222 120H219V119H221L222 117L220 116V115ZM214 115V116H213ZM210 116V117H209ZM214 117L213 118V120H211V119H209V118H212V117ZM20 116L18 115V117L16 116L15 118L17 119V118H19ZM194 117V118H195ZM204 117H206V118H204ZM208 117V118H207ZM216 117L217 118H219V117H221V118H219V119H216ZM4 120V118H2L1 116H0V120ZM203 119V120H202ZM204 119H208V121H206V120H204ZM225 119V120H224ZM85 120V121H84ZM215 120H219V121H215ZM260 120H257L258 121V124L254 121L253 122V124H251V126L248 128V129H246L245 130V132H243V137H242V134H240L241 135V138L243 139V141H242V139H241V141H242V143L244 144L245 143V145H243V146H245V147H242V144H241V146L240 147H236L237 149H239V150H237L236 148V150H237V159H239V158H242V159H239L240 161H242V162H244L245 161V159H244V157H245V154L246 153H249L250 151H255V152H257L258 150H256V149H258L257 147H259V150H261L262 151V149H264V144H263V139H264V137H262V136H264V135H261L260 134V131H259V129L261 130V124H262V122L261 123H259V121ZM23 121L21 122L22 124H23ZM221 121H223L222 123H221ZM204 122H205V124H204ZM210 122H214V123H217V124H214V123H210ZM0 123H3V125L1 126L0 125V129H1V127H5L6 126V123H5V126H4V122H2V121H0ZM28 123V124H27ZM68 124V125H67ZM208 124V126L207 127H210V125ZM254 124H257V125H254ZM257 126H259V129L257 128ZM262 126H264V125H262ZM26 127V128H25ZM69 127V128H68ZM213 127V126H212ZM252 127V128H251ZM215 128V127H214ZM251 128V129H250ZM254 128H255V130H254ZM5 129V128H4ZM26 129V130H25ZM2 130V129H1ZM71 132H70V131ZM259 131V132H257V135L254 133V132H251V131ZM264 131V130H263ZM24 132V133H23ZM27 132V133H26ZM192 133V132H191ZM10 134H13V136H10ZM16 134V135H15ZM58 136H57V135ZM70 134V135H69ZM72 134H74L75 135V137H76V141H74L75 139H71V138H75ZM101 134H103V135H101ZM69 135V136H68ZM72 135V136H71ZM240 135H237V138H236V136L234 137V135H230L229 134V137H227L226 135L224 136H222V137H224L223 139H221L222 137H220L219 139H220V141L222 142L223 140H224V142L225 141H227L228 143H229V145L231 144L232 146L234 145V144H236L237 142H240V141H237V140H240L239 138H238V136H240ZM252 135H256V136H253L252 137ZM26 136V137H25ZM44 136V137H43ZM248 136H250L249 138H248ZM30 137V138H29ZM48 137V138H47ZM52 137H54V139L52 138ZM70 137V138H69ZM41 138H43L42 139V142H40L41 140ZM45 138V139H44ZM263 138V139H262ZM16 139L17 140H19L17 137H16ZM15 139V140H16ZM39 139V140H38ZM55 139H56V141H55ZM60 139V140H59ZM247 140V142H248V144H247V142H246V140ZM17 140L15 141V142H17ZM27 140L28 142H27V144H26V142L25 141ZM59 140V142H57ZM245 140V141H244ZM36 141V142H35ZM47 141H48V143H47ZM50 141V142H49ZM53 141V142H52ZM54 141L55 142H57V143H55V144H53L54 143ZM73 141V142H72ZM82 143L83 142V144L82 145H86L85 143H87L88 144V146H89V148H88V146L86 145V147H82V145H80L79 143ZM81 141V142H80ZM111 141V142H110ZM113 141V142H112ZM237 141V142H236ZM38 142H39V144H38ZM46 142V143H45ZM202 143H203V141H201ZM223 142V143H224ZM226 142V143H227ZM256 142V143H255ZM31 143V144H30ZM34 143V144H33ZM41 143H42V146H44L43 148H41L42 146H41ZM44 143V144H43ZM49 143H51V144H49ZM59 143H61V144H59ZM76 143H78V145L76 144ZM119 143V144H118ZM217 143H219V140H218V142ZM222 143V144H223ZM258 143H260V144H258ZM11 144L12 145H14L15 144V146H12L11 147ZM49 144V146H47V145ZM3 145V146H2ZM27 145V146H26ZM46 145V146H45ZM63 145V146H62ZM230 145V146H231ZM251 145V146H250ZM261 146V148H260V146ZM67 146V147H66ZM79 146V147H78ZM117 146V147H116ZM192 146V147H193ZM202 146H204V145H202ZM16 147V148H15ZM34 147V148H33ZM40 147V148H39ZM48 147V148H47ZM82 147V148H81ZM221 147V146H220ZM222 147H223V145H222ZM234 147V146H233ZM248 147V148H247ZM263 147V148H262ZM5 148H2V150H0V151H2L1 153H3V151H4V155H7V153L8 152H6V149ZM11 148H13L14 150H12ZM39 148V149H38ZM84 148H86L85 150H84ZM87 148L89 149V150H87ZM94 149V150H96V152H97V154H96V152L93 150L92 151V149ZM227 148H228V146H227ZM240 148H246V149H244V150H242V149H240ZM256 148V149H255ZM4 149V150H3ZM24 149V150H23ZM38 150V153H37V150ZM50 149V150H49ZM118 149H120V150H118ZM8 150V149H7ZM18 150V151H17ZM42 150H44L43 152H41ZM53 150V151H52ZM87 150V151H86ZM91 150V151H90ZM196 150V151H195ZM241 150V151H240ZM246 150V151H245ZM247 150H249V152H247ZM41 153H40V152ZM90 151V152H89ZM121 151V152H120ZM14 152H16V153H14ZM19 152H21V153H19ZM28 152V153H27ZM89 153V154H87V153ZM95 153V155H90V153H92V154H94ZM98 152H99V155H101L99 158L97 157L98 156ZM224 152H225V150H224ZM238 152H239V156H238ZM245 152V153H244ZM262 152H264V151H262ZM6 153V154H5ZM17 153H19V154H17ZM46 154V156H45V154ZM49 155H48V154ZM251 153V152H250ZM257 153H261V152H257ZM9 154H10V151H9ZM8 154V155H9ZM33 154V155H32ZM39 155V156H36V155ZM42 154V155H41ZM44 154V155H43ZM227 154V153H226ZM242 154H244L242 157H241V155ZM123 155V156H122ZM11 155H9L8 157H10ZM51 156L53 157V158H51ZM86 158H85V157ZM92 156V157H91ZM228 156V155H227ZM29 157H30V155H29ZM40 157V158H41ZM46 157V158H45ZM88 157V158H87ZM236 157V156H235ZM3 159H5L6 160V157H2ZM41 158V159H42ZM48 158H50V159H48ZM44 159H42V160H44ZM52 159H55V160H52ZM101 159V160H100ZM125 159V158H124ZM237 159H235V161H237ZM50 160V161H49ZM57 160V161H56ZM86 160H88V161H86ZM238 160V163H240V161ZM51 162V163H50ZM54 162V163H53ZM59 162H61V163H59ZM96 162H97V164H96ZM205 162H204V164H205ZM216 161H214V163H215ZM246 162V161H245ZM245 162L244 163H240V164H238L237 162H236V165L238 166V167H236V165L234 166V168H235V170L237 169V171H238V173H240V174H238V176H239V183L237 182V180H238V177L237 176H235V181L238 183V185L240 186V188H241V190H243L244 188V190L242 191L243 193H245V190H246V187H247V189H248V187H249V184H251V183H249V182H252L253 181V179H252V181H251V178H253L252 176L249 178V177H245V174L246 173H248V174H250L249 172L250 171H248V172H245L244 171V169L246 170V168L247 167H243L244 169H241L242 167L241 166H247V164H245ZM50 163V164H49ZM64 164V165H61V164ZM88 163H90V164H88ZM102 163V164H101ZM209 163H210V165L211 166H209ZM0 164H1V162H0ZM55 165V167H54V165ZM60 164V168L61 167H63V169H61V171L63 172V173H61V172H59L57 169V167H56V165H59ZM96 164V165H95ZM98 164H100V165H98ZM206 164L204 165V166H206ZM243 164V165H242ZM103 165V166H102ZM4 166V165H3ZM92 166H94L93 168H91ZM95 166H97L96 167V170H95ZM99 166H102L101 168L99 167ZM126 166V167H125ZM1 165H0V172H1ZM88 167L90 168L89 170H88ZM208 167L210 168V169H208ZM214 167V168H213ZM233 167V166H232ZM53 168V169H52ZM69 168V169H68ZM83 168V169H82ZM86 168H87V170L88 171H86ZM104 168V169H103ZM239 168V169H238ZM56 169V170H55ZM72 169V170H71ZM81 169V170H80ZM85 169V170H84ZM95 170V171H93V170ZM68 170H70V171H68ZM77 170V172H75ZM98 170H100L99 172H98ZM101 170H103L102 172H101ZM72 171V172H71ZM225 169H224V173H225ZM237 171H234V174L235 175H237L236 173H237ZM68 172H70V174L68 173ZM92 172H93V174H92ZM236 172V173H235ZM102 175H101V174ZM131 173V174H130ZM62 174V175H61ZM68 174V175H67ZM215 174L217 175V177H215L214 178V176H215ZM61 175V176H60ZM134 175V176H133ZM246 176H247V174H246ZM99 177H100V179H99ZM203 177V178H202ZM211 177H212V179H213V181H212V179H211ZM219 177V178H218ZM244 177V178H243ZM95 178V179H94ZM130 178V179H129ZM209 178V179H208ZM249 178V179H248ZM128 179V180H127ZM135 179V180H134ZM199 179V178H198ZM216 179H218V180H216ZM247 179V180H246ZM1 180V179H0ZM104 180V181H103ZM133 180H134V182H133ZM241 180V181H240ZM244 180H245V182H244ZM250 180V181H249ZM217 181H220V182H217ZM133 182V183H132ZM215 182V183H214ZM243 182V183H242ZM136 183V184H135ZM217 183H219V186L217 185ZM244 184V185H242V184ZM246 183H249V184H247L246 185ZM0 184L2 185H0V190H2L3 189V184H2V181L0 182ZM130 184L132 185V187L130 186ZM201 184V185H200ZM96 184H95V186H97ZM112 185H113V187H112ZM137 187H136V186ZM144 185V186H143ZM197 185V186H196ZM209 185H210V187H209ZM212 185V186H211ZM135 186V187H134ZM150 186V187H149ZM200 188H199V187ZM94 187V186H93ZM130 187H131V189H133V190H131L130 189ZM139 187H143L142 189L144 190H142L141 188H139ZM204 187V188H203ZM242 187H244V188H242ZM129 188V189H128ZM135 188H139L138 189V191H137V189H135ZM151 188V189H150ZM201 188H203V189H201ZM208 188V189H207ZM93 189V188H92ZM95 189V188H94ZM122 190V192H120L121 190ZM126 191H125V190ZM135 189V190H134ZM141 189V190H140ZM145 189H146V191H145ZM148 189V190H147ZM194 189V190H193ZM216 189V190H215ZM261 189V188H260ZM257 190L256 191V193H258L257 195H258V198L260 199V198H263V195H264V187H263V189L262 190ZM5 190V189H4ZM4 190H2V192L0 191V196L2 195V197H0V200H1V202H0V207H2V208H0L1 210L0 211H6V213H7V215H12L13 217L11 218V216L9 217V216H7L6 215V213H5V215L6 216H4V217H2V219L1 220H6V219H4V218H8L9 217V219L11 218V219H13V221H14V219H15V221L17 220L16 218H14V217H16V215L15 214H12L11 212H12V203H10V201H9V203L10 204H8L9 205V208H7L8 207V205L6 204V202L8 203V201H7V199L5 198V196H3V195H5L4 194ZM124 190V191H123ZM131 190V191H130ZM150 190V192H151V194L154 196V197H152L151 195H150V192H147V191H149ZM164 190L166 191V193L164 192ZM190 190V192H188ZM193 192H192V191ZM197 190V191H196ZM118 191H119V193H122V194H119L118 193ZM134 191V192H133ZM142 191V192H141ZM154 191H155V193H157V195L154 193ZM162 191L164 192L163 194H162ZM167 191H172V197L173 196H175L176 197V195L179 197V199H176V198H178V197H176L175 199H174V197L172 198L170 195V193L169 192H167ZM194 191L195 192H197L196 194L194 193ZM202 191V192H201ZM216 192V193H213V192ZM254 191H255V189H254ZM260 191V192H259ZM126 192V194H129L130 192L132 193V194H129V195H135V192H137V193H139V195L136 193V197H137V206H138V204H139V209L141 208V209H143V210H141L142 212H144V211H152L153 209V211H155L154 213L157 215V217H156V219L155 220H158V219H160V221L158 220V222L157 221H152L151 219V221L148 219V218H145V216H144V214L142 213V217H141V212L139 211V213H137V212H135V214L134 213H132V215H131V211L130 210H128V208H126L125 207V205L123 204L124 202H127L126 201V199L127 198H125V197H123L122 196V201H119V199L121 198L120 197V195H123L124 193ZM129 192V193H128ZM145 192V193H144ZM153 192V193H152ZM160 192H161V195H160ZM185 192V193H184ZM187 192H188V194H187ZM208 192V193H207ZM242 192L240 191V192H236L235 194H236V196L238 195V197L239 196H241L242 197ZM3 193V194H2ZM117 193H118V196L120 197H118L117 198ZM141 193H143V195L145 194V197L147 198H145L144 196H142V194ZM159 193V194H158ZM168 193V194H167ZM193 193H194V195H195V197H193L194 195H193ZM246 193H247V190H246ZM106 194V193H105ZM126 194H124V196H126ZM164 194H166V196L164 195ZM184 194H186V196L184 195ZM189 194H190V196H189ZM240 194V195H239ZM148 195V196H147ZM184 195V196H183ZM202 195H204V196H202ZM207 195V196H206ZM221 195V194H220ZM219 195V196H220ZM257 195H256V197H257ZM93 196V197H92ZM96 196V197H95ZM108 198H107V197ZM143 198H142V197ZM160 196V197H159ZM161 196H163V197H161ZM210 196V197H209ZM213 196V197H212ZM236 196H233V199L232 198H227V197H225V201L221 198V200H220V202H223V203H219L218 205H213V208H212V211H211V208H210V206H211V204H210V206H209V208L210 209H208V212L207 213H204L202 216H199V218H202L200 221H197L196 223L198 224H194V226L193 227H195V228H193L194 230L193 231H195V229L199 232V235L201 234V239L199 238L200 236L199 235H197L196 237H198L199 239H200V241L199 240H197L196 239V242H198L197 244H201L200 242H202L203 241V243H204V245H203V243L201 244L202 245V247L201 248H203L204 246H207V247H204L205 249H201L200 250V246L198 245V248H199V250H197V252H193L192 254H190V255H192V256H189L188 258H189V260H188V262L190 263H193L194 264V262H196L197 261V263L199 264V263H202V262H204L205 264H264V257L263 256H257L256 257V260H255V253H253L252 254V256L251 257H254V258H251V259H253L252 260V262H251V259H249L250 258V256H249V249L251 248V250H252V247L254 248H256L258 245H256L257 244V240H256V238H255V235H254V231H252L253 229L251 228V226H246V227H244V226H241L242 224H241V222L239 221L240 220V218H241V213H242V206H239V204H238V201H236V199H235V197ZM6 199L5 200V202L3 201L4 200V198ZM98 197H100V198H98ZM102 197V198H101ZM165 197V198H164ZM168 199H167V198ZM186 197H188V198H186ZM191 197V198H190ZM210 199H208V198ZM240 197V198H241ZM3 198V199H2ZM140 198V199H139ZM149 198H152V199H149ZM164 198V199H163ZM169 198H170V201H169ZM213 198V199H212ZM237 198V197H236ZM239 198V199H240ZM243 198H244V196H243ZM104 199H106V200H104ZM112 199V200H111ZM118 199V200H117ZM144 199H146V200H148V201H146V200H144ZM158 199V200H157ZM185 199V200H184ZM190 199H192V200H190ZM230 201H229V200ZM238 199V200H239ZM264 199V198H263ZM263 199H260V200H263ZM94 200V201H95ZM116 200V201H115ZM154 200V201H153ZM160 200H164L165 202H166V204H165V202L164 201H160ZM168 202H167V201ZM174 200V201H173ZM179 200L180 201H182L183 200V202H179ZM223 200V201H222ZM113 201V202H112ZM117 202L118 203V206H117V203L115 204V202ZM142 201L144 202V203H142ZM171 201H173V202H171ZM191 201H192V203H191ZM209 201H211L210 203H209ZM217 201V202H216ZM236 203H234V202ZM99 202V203H98ZM101 202V203H100ZM142 204H141V203ZM147 203V205H146V203ZM154 202V203H153ZM159 202H164V203H162V205L159 203ZM190 203V205H188V204H186L185 205V203ZM195 202V203H194ZM4 205H6V206H3V204ZM104 203H105V205H104ZM107 203H108V205H107ZM119 203H121V204H119ZM159 203V204H158ZM168 203H170L169 205H168ZM172 203H174V204H172ZM109 204H110V206H112V208H114V207H117V208H114L113 210H111L112 208L111 207H109ZM112 204H114V205H112ZM142 206H141V205ZM238 204V205H237ZM100 205V206H99ZM107 205V206H106ZM116 205V206H115ZM145 205V206H144ZM150 205V206H149ZM160 205V206H159ZM166 205H168V206H166ZM173 205H175V206H173ZM104 206V207H103ZM114 206V207H113ZM123 206V207H122ZM151 206H153V207H151ZM164 206V207H163ZM171 206H173V208H171ZM196 206L198 207V208H196ZM99 207V208H98ZM107 207V208H106ZM119 207V208H118ZM147 207V208H146ZM155 207V208H154ZM160 207V208H159ZM162 207V208H161ZM5 208V209H4ZM9 209V213H8V210L7 209ZM100 208H103L102 210L100 209ZM104 208H106V211H105V209ZM108 208H111L110 210L108 209ZM122 208H124V210H125V213H123V209ZM144 208H145V210H144ZM159 208V209H158ZM166 208V209H165ZM191 208V207H190ZM206 208V209H205ZM10 209H11V211H10ZM118 209H122V211H116V210H118ZM127 209V210H126ZM148 209V210H147ZM161 209V210H160ZM163 209V210H162ZM173 209V210H174ZM192 209V208H191ZM198 209V210H197ZM109 210V211H108ZM114 210H115V212H114ZM165 210V211H164ZM239 210V211H238ZM112 212V214H111V212ZM162 211V212H161ZM166 211H169V212H166ZM171 211V212H170ZM198 211V212H199ZM210 211V212H209ZM108 212H110V217H109V213ZM117 212H120V214H118ZM126 212H127V215H126ZM108 213V214H107ZM122 213V214H121ZM128 213H130L129 215H128ZM137 213V214H136ZM160 213V214H159ZM164 213V214H163ZM203 212H199V215L200 214H202ZM113 214H114V216H113ZM117 214H118V216H117ZM140 214V216H138ZM206 214V215H205ZM135 215H137V216H135ZM161 215V216H160ZM163 215H165L166 217H165V219L163 218L164 216ZM240 215V216H239ZM119 216H120V219H119ZM124 216V217H123ZM128 216V217H127ZM129 216H131V217H129ZM111 217H115L114 219L112 218V220H110L111 219ZM122 217H123V220H122ZM133 217V218H132ZM141 217V218H140ZM163 219H162V218ZM240 217V218H239ZM18 218V217H17ZM118 220H117V219ZM125 218V219H124ZM145 218V219H144ZM166 218H167V220H166ZM9 219H7L6 221H9ZM109 219V220H108ZM130 219H132V220H130ZM137 219L139 220L138 222V224H139V226H138V224H137V227H135L136 226V223H137ZM108 220V221H107ZM134 220L136 221V222H134ZM150 222H152L153 224H154V222H155V224L157 225H152V223H150ZM166 220V221H165ZM109 221H111V222H113V224L112 223H109ZM119 222V224H117V222ZM132 221V222H131ZM146 223H145V222ZM147 221H148V223L150 224H148L147 223ZM162 221V222H161ZM141 222H142V224H144V225H142L141 224ZM164 222V223H163ZM202 222V223H201ZM133 223L135 224V226L133 225ZM130 226H129V225ZM142 225V226H141ZM149 225V226H148ZM152 225V226H151ZM201 225V226H200ZM145 228H144V227ZM151 226V227H150ZM100 227H102V228H100ZM111 227V229H108V228H110ZM154 227V228H153ZM156 227V228H155ZM160 227V228H159ZM238 227H241V228H243V229H239V231L237 230L238 229ZM129 228V229H128ZM133 229V228H137V230L135 231V234L133 233L134 232V229L133 230H131L130 231V229ZM144 230H143V229ZM150 228V229H149ZM152 228V229H151ZM202 230H201V229ZM103 229H105V231L103 230ZM115 229V228H114ZM141 229V230H140ZM154 229V230H153ZM157 229H159V230H157ZM129 230V231H128ZM143 230V231H142ZM205 230V231H204ZM237 230V234H238V237H237V235H236V239H234L235 237H233V239H232V236L230 235L231 233H234L235 231ZM240 230H241V232H240ZM244 230V231H243ZM146 231V232H145ZM20 232V231H19ZM18 232V234H20V233H22V232H20L19 233ZM142 232V234H140ZM150 232V233H149ZM202 232V233H201ZM231 232V233H230ZM239 232H240V234H239ZM125 233H123V235H126ZM143 233H145V234H143ZM161 233L163 234V232L161 231ZM138 234H140L139 236H138ZM253 234V235H252ZM127 235H128V233H127ZM126 235V236H127ZM137 235V236H136ZM145 237H144V236ZM146 235H147V237H146ZM156 235H157V237H156ZM207 235V236H206ZM17 236V235H16ZM134 236H136V237H134ZM204 236H205V238H204ZM134 237V238H133ZM139 237V238H138ZM156 237V238H155ZM161 237V236H160ZM206 237H210L211 239L209 240L208 238H206ZM230 237V238H229ZM17 238V237H16ZM127 238V237H126ZM145 238V239H144ZM152 238V239H151ZM254 238V239H253ZM112 239V238H111ZM110 238H109V240H111ZM132 239H130V240H132ZM162 239V238H161ZM206 239V240H209L208 242L207 241H204V240ZM228 240V241H227ZM254 240V241H253ZM162 241V240H161ZM212 241V242H211ZM230 241V246H229V244H228V242ZM256 241V242H255ZM206 242H207V244H206ZM211 244H210V243ZM225 242V243H224ZM234 244H233V243ZM27 243H29V242H27ZM26 243V244H27ZM210 245H209V244ZM23 244V243H22ZM22 244H20V246L22 245ZM25 244V243H24ZM24 244L21 246V248H25L26 247V250L25 251H28L27 249H29V253H31V256L33 257V258H36L37 257V259L38 260H40V261H42V259H43V263L45 264V263H48V258L47 257H45V258H43L44 256H48V255H46V254H48V253H46L45 254V252H43V251H45V250H43V249H41V251L40 250H37V252L35 251L36 249H33V246H32V244L30 245H28L27 244V246H26V244H25V246H24ZM212 244H213V246H212ZM225 244H228V248L226 249L225 248V246H227V245H225ZM210 247H209V246ZM251 247H250V246ZM31 246V247H30ZM247 246V247H246ZM248 246H249V248H248ZM30 248L31 249H33L32 251H34L33 252V254H32V252H31V250H30ZM35 248V247H34ZM229 248H231V249H229ZM244 248L248 251H244V253H243V250H244ZM255 248L253 249V251L252 252H254V250H255ZM37 249H39V248H37ZM223 249H226V252H227V250L229 249L230 250V252L229 253H223ZM24 250V249H23ZM203 250V251H202ZM205 250V251H204ZM24 251V252H25ZM204 252V253H203ZM251 252V251H250ZM246 253V254H245ZM26 254L27 255H30V254H28V252H26ZM36 254L37 255H39V257L38 256H36ZM45 254V255H44ZM194 254H196L195 256H193ZM200 254V255H199ZM222 254V255H221ZM248 254V255H247ZM202 255V256H201ZM219 255H220V257H219ZM222 256V257H221ZM245 257V258H244ZM40 258V259H39ZM195 258H198V260L197 259H195ZM242 258V259H241ZM220 259V260H219ZM247 259V260H246ZM190 260H192V261H190ZM193 260H195V261H193ZM199 260L201 261V262H199ZM216 260H218V261H216ZM241 260V261H240ZM250 262H249V261ZM255 260V261H254ZM248 263H247V262ZM242 262H244V263H242ZM188 263V264H189ZM190 263V264H191ZM204 263H202V264H204ZM183 264H187V263H183Z\"/></svg>",
    "mask_w": 264,
    "mask_h": 264
}]
</instances>
